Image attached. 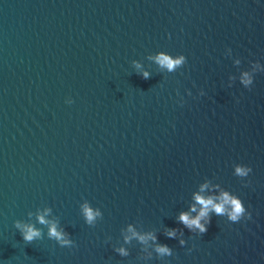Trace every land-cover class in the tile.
Segmentation results:
<instances>
[{
  "label": "water",
  "instance_id": "95a60500",
  "mask_svg": "<svg viewBox=\"0 0 264 264\" xmlns=\"http://www.w3.org/2000/svg\"><path fill=\"white\" fill-rule=\"evenodd\" d=\"M221 192L251 219L177 222ZM45 209L75 247L48 239ZM129 225L173 255L125 243ZM0 264H264V0H0Z\"/></svg>",
  "mask_w": 264,
  "mask_h": 264
},
{
  "label": "clouds",
  "instance_id": "9594fccd",
  "mask_svg": "<svg viewBox=\"0 0 264 264\" xmlns=\"http://www.w3.org/2000/svg\"><path fill=\"white\" fill-rule=\"evenodd\" d=\"M149 59H153L155 63L163 68L167 69L168 72H174L177 68L181 67L185 63V56L179 55L173 58L169 54H157L155 56H150ZM239 63V62H237ZM132 65L135 69L139 70L141 65L135 60L132 61ZM254 71L259 69V64L254 63ZM137 75L141 76L144 80L150 78L148 71H137ZM254 82V76L249 72H243L241 74L240 83L244 88H249ZM252 172V169L248 166H236L235 175L237 177H248ZM208 187V184H204L200 188V192H204ZM194 200L196 204L200 205V210L195 217H192L189 212H181L178 216L177 222L182 224L184 228L188 229L189 232H198L199 235H204L207 232L208 225L211 222L212 214L221 217H227L228 221L231 223H238L241 220L251 219V213L248 212L242 203V201L236 196L230 195L228 192H221L219 197L208 196L204 197L200 194L194 195ZM50 209H45L42 214L37 215V220L42 225L48 226V239L55 241L60 247H75L74 242L70 239L69 234L63 230H58L57 224L55 222H50L45 219V216L50 213ZM197 209L193 205L190 212H196ZM83 216L88 225H95L98 217L102 216L99 209H94L85 203L82 206ZM29 216L32 214L29 213ZM15 229L20 233L23 242L26 244H32L34 241L43 238L42 233L34 225L29 223H23L20 220L14 222ZM178 229H169L165 231V236L169 239L177 238ZM127 232L131 235H126L124 237L125 243L136 239L140 244L147 245L149 241H152L156 246L154 248L155 253L160 257H171L173 255L172 249L167 245H161L156 243V237L152 233L140 234L131 225L128 226ZM183 235V233H181ZM181 246L185 245L183 239L179 240ZM114 251L118 252L121 256H127L128 252L124 248H117Z\"/></svg>",
  "mask_w": 264,
  "mask_h": 264
}]
</instances>
